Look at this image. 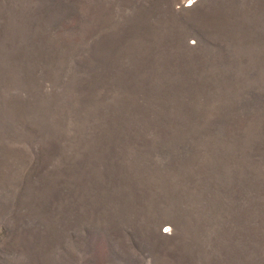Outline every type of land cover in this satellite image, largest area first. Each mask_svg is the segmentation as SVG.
<instances>
[{
	"label": "rangeland",
	"instance_id": "374dc122",
	"mask_svg": "<svg viewBox=\"0 0 264 264\" xmlns=\"http://www.w3.org/2000/svg\"><path fill=\"white\" fill-rule=\"evenodd\" d=\"M0 264H264V0H0Z\"/></svg>",
	"mask_w": 264,
	"mask_h": 264
},
{
	"label": "snow or ice",
	"instance_id": "6c2138e0",
	"mask_svg": "<svg viewBox=\"0 0 264 264\" xmlns=\"http://www.w3.org/2000/svg\"><path fill=\"white\" fill-rule=\"evenodd\" d=\"M189 2H191V0H189Z\"/></svg>",
	"mask_w": 264,
	"mask_h": 264
}]
</instances>
